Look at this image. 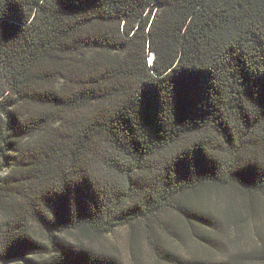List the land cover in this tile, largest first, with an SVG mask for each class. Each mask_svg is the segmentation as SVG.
<instances>
[{"label":"trees","instance_id":"16d2710c","mask_svg":"<svg viewBox=\"0 0 264 264\" xmlns=\"http://www.w3.org/2000/svg\"><path fill=\"white\" fill-rule=\"evenodd\" d=\"M260 220L264 0H0V264H264Z\"/></svg>","mask_w":264,"mask_h":264},{"label":"rangeland","instance_id":"374dc122","mask_svg":"<svg viewBox=\"0 0 264 264\" xmlns=\"http://www.w3.org/2000/svg\"><path fill=\"white\" fill-rule=\"evenodd\" d=\"M257 223H259V225L258 226H261V224H262V226L261 227H263L264 226V220H260L259 222H257ZM241 236V235H240ZM251 238H252V235L251 234H249V232H248V230H247V228L245 229V232H244V234L240 237V239H239V246L238 247H235L233 250L234 251H237L238 250V248H241L242 250L244 249V250H248L250 247H252V241H251ZM230 240V239H229ZM228 240V241H229ZM115 244L119 247V249H120V251H121V255H122V259L124 260V261H126V255H125V250H124V240H123V236H122V234L121 233H119L117 236H116V238H115ZM235 242H237V240L235 241ZM232 249H231V251H233ZM229 251V250H228ZM142 253L143 254H141V258H143V259H146V260H148V259H150V257L148 256V255H146V252H145V250L143 249L142 250ZM127 262V261H126Z\"/></svg>","mask_w":264,"mask_h":264}]
</instances>
